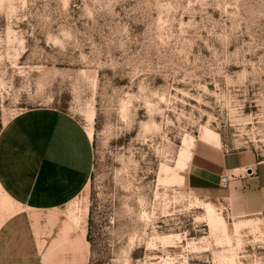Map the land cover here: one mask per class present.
Masks as SVG:
<instances>
[{
    "label": "rangeland",
    "instance_id": "obj_1",
    "mask_svg": "<svg viewBox=\"0 0 264 264\" xmlns=\"http://www.w3.org/2000/svg\"><path fill=\"white\" fill-rule=\"evenodd\" d=\"M35 107L93 139L84 264H264V211L190 182L264 157V0H0V133Z\"/></svg>",
    "mask_w": 264,
    "mask_h": 264
},
{
    "label": "crops",
    "instance_id": "obj_2",
    "mask_svg": "<svg viewBox=\"0 0 264 264\" xmlns=\"http://www.w3.org/2000/svg\"><path fill=\"white\" fill-rule=\"evenodd\" d=\"M92 141L80 122L50 107L5 124L0 192L17 210L0 209V264H84L80 194L90 178ZM229 172L236 176L224 188L220 177ZM190 182L200 194L228 199L238 216L264 211V157L253 149L222 152L216 166H194Z\"/></svg>",
    "mask_w": 264,
    "mask_h": 264
},
{
    "label": "built area",
    "instance_id": "obj_3",
    "mask_svg": "<svg viewBox=\"0 0 264 264\" xmlns=\"http://www.w3.org/2000/svg\"><path fill=\"white\" fill-rule=\"evenodd\" d=\"M235 173L229 172L227 174H224L220 177V184L222 187L227 188L230 186V182L235 177Z\"/></svg>",
    "mask_w": 264,
    "mask_h": 264
},
{
    "label": "bare ground",
    "instance_id": "obj_4",
    "mask_svg": "<svg viewBox=\"0 0 264 264\" xmlns=\"http://www.w3.org/2000/svg\"><path fill=\"white\" fill-rule=\"evenodd\" d=\"M86 219H85V216H84V229H86Z\"/></svg>",
    "mask_w": 264,
    "mask_h": 264
}]
</instances>
